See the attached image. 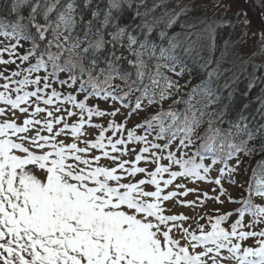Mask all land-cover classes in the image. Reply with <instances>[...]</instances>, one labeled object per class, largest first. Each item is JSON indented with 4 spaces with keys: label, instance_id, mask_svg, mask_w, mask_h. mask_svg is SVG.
I'll return each instance as SVG.
<instances>
[{
    "label": "snow or ice",
    "instance_id": "snow-or-ice-1",
    "mask_svg": "<svg viewBox=\"0 0 264 264\" xmlns=\"http://www.w3.org/2000/svg\"><path fill=\"white\" fill-rule=\"evenodd\" d=\"M163 3L167 0L131 14L125 8L132 7L129 0H107L103 9L99 3L93 8L92 0L82 6L77 0H11L7 15H0V36L8 41L0 47V64H16L12 71H0V117H5L0 121V264H264V228L254 230L264 224V123L249 118L251 101L235 103L232 82L226 80L222 88L216 82L222 75L218 62L186 99L164 109L173 90L187 87L180 83L186 57L177 51L180 33L161 30L153 39L154 28L165 16V29L172 28L191 8L185 4L179 12L173 8L149 20ZM198 23L197 39L213 41L216 27L231 24L208 18ZM260 36L264 40V32ZM126 65L135 70L134 78ZM117 78L126 90L112 83ZM260 81L264 77L253 76L241 95L247 98ZM225 89H231L228 103L217 108ZM80 93H86L83 99ZM260 93L257 112L264 119V88ZM92 96L108 108L89 106ZM17 111L25 117L20 122ZM141 113L147 115L127 128ZM94 117L109 119L106 125L93 124ZM85 125L99 130L93 140L83 138ZM253 141L258 144L250 147ZM129 144L141 145L132 161L123 159L136 151ZM241 153L262 158L240 182L243 195L236 201L221 181L237 183ZM141 162L155 165L154 170ZM217 165L219 175L212 179L209 173ZM178 180L215 184L219 194L209 196ZM188 194L196 199L177 202L192 210L209 199L222 204L221 196L242 207L228 228L222 224L232 212L165 214V202ZM254 197L261 203L254 204ZM246 213L252 217L247 224ZM193 218L199 234L184 227ZM199 219H207L210 230ZM249 238L255 247L243 246Z\"/></svg>",
    "mask_w": 264,
    "mask_h": 264
},
{
    "label": "trees",
    "instance_id": "trees-1",
    "mask_svg": "<svg viewBox=\"0 0 264 264\" xmlns=\"http://www.w3.org/2000/svg\"><path fill=\"white\" fill-rule=\"evenodd\" d=\"M43 2V0H41ZM67 0H61V3H66ZM178 0H167V3L161 4L160 7H157L154 12L151 13V15L148 17L149 20H152L153 18H160L163 16L165 11H168L170 9L175 8V11L179 12L180 8L183 7L184 0H179V6H177ZM83 0H77V4L82 6ZM97 3H99V7L103 9L106 6L107 0H92V7L95 8ZM129 3H131L132 7L130 9H127V5H125L126 10L134 14L137 10L140 12L145 11V7L151 8L153 4L160 3V0H145V3L142 5L140 3V0H129ZM11 7V0H0V15H7V12L4 11L5 8ZM191 11H189L186 15H181L177 21V23L170 29H165V25L167 24L168 17H164V19L155 26L154 33H153V39H157L158 33L161 30H167L168 35L172 36L174 33H180L179 37L175 41L179 44V48L177 51L181 52L185 57V71L182 78H180L181 85L187 84V87H182L180 92L177 93L173 90V95L169 97L167 100L164 101L163 107L165 110L168 109L169 105L172 104L174 100H179L181 98L186 99V93L195 85L199 84L201 80L207 79V72L210 71L212 68L217 67V62L219 63V71L222 74L218 81H216L221 88L223 87V84L225 81L232 82V87H235L237 89V92L235 94V103L237 104H243L248 101H251L250 107L248 109V112L251 113L249 116L250 119L253 117L255 118V121L257 123H264V119L261 118L260 114L257 112V109L260 107V100L256 99L258 96L261 95L260 89L264 88V81L257 82L256 86L251 90L247 98L243 97L241 95L242 92L246 90V86L249 83V81L253 78V76L256 77H264V61L259 62L256 59L253 60L252 56H249L248 53H240L236 51L235 44L236 42H232L230 45H227L230 30H231V24L224 23L221 26L216 27L215 33H214V41L211 37H208L206 39L198 40L196 33L200 30L202 25L198 23V18H203L202 15H200L198 18L195 17ZM88 18L90 17V12L88 13ZM229 21V20H227ZM140 21L137 20V23ZM188 24H196V28H188ZM181 25H185V27H181ZM191 33V35H189ZM0 40L3 41V43H0V47H3L4 44L8 43L7 40H5L2 36H0ZM24 47H27L25 44ZM191 47L192 51L186 52L184 49H188ZM19 51L23 53L24 48H20ZM248 54V55H247ZM4 59H8L7 54H4ZM209 61L211 63L209 64ZM19 63V61H17ZM261 66V67H254V66ZM103 67V65H101ZM129 71L133 72V78H134V69L130 68L129 66H125ZM16 68V64H14V67L12 70ZM11 70V71H12ZM98 71V70H97ZM44 73L41 72L40 75H43ZM95 75V73H94ZM66 74H61V79L65 78ZM87 77L85 76V79ZM101 83L99 84L100 88H104L105 85L102 83L103 76L100 78ZM147 82V81H145ZM114 85H120L121 88H125V85L119 78L112 81ZM79 84H77V87ZM53 87L60 90L58 84H54ZM231 89H225L223 90V96L224 99L221 101V104L217 105V108H220L223 106V104L228 103L227 94L228 91ZM63 91H69V89H63ZM73 92H75L74 89H72ZM86 93H80L78 96V99H83L85 97ZM104 102L102 98H97L95 96L90 97L86 103L91 107H96L98 103ZM119 107V105H116ZM179 109H182L184 106L182 104H178L176 106ZM101 108V107H100ZM104 109V108H101ZM157 109H150L151 111H155ZM123 111V109H122ZM147 115V113H141L138 118L133 120L132 125L129 127H133L135 124L140 123L143 118ZM119 117V115L117 116ZM121 121L123 120V116H121ZM77 119V118H76ZM75 119V120H76ZM96 118L94 117L93 120ZM74 120V121H75ZM117 120V119H116ZM118 121V120H117ZM99 123V122H96ZM94 123V124H96ZM102 124V123H99ZM104 125H106L103 122ZM202 127H207V125H203ZM202 130V129H201ZM98 129L96 133L93 136V139L98 134ZM143 129H139L138 133L142 132ZM106 135H111L110 132L106 133ZM92 139V140H93ZM151 139V137H149ZM252 144H258V141H253L250 143V147ZM141 145L139 144V149ZM138 149V151H139ZM137 151V153H138ZM136 153V154H137ZM135 158V156H134ZM241 158V166L238 175H235L238 177V183L240 187V182L247 180L252 175V169L256 167L257 162L261 160V155L259 154H253L252 156L244 155L243 153L240 154ZM134 160V159H133ZM207 162V161H206ZM167 163V161H166ZM234 163V161H233ZM218 168L219 165H217V170H214L209 173L210 178L215 179L218 175ZM245 169L247 171H245ZM234 176V177H235ZM247 187V184H245V188ZM151 188V187H149ZM240 191H237L236 193L233 192L231 197H233L236 201H239L243 195V189L241 187L239 188ZM254 204H260L261 200L259 197L253 198ZM232 208V213L235 214V210L242 207L241 203H230ZM245 216L247 217V221L249 222L252 217L250 214L246 213ZM236 215V219H237ZM228 227V226H224ZM260 227V225L258 226ZM210 230V226L205 230ZM247 246V245H244ZM256 246V243L253 247Z\"/></svg>",
    "mask_w": 264,
    "mask_h": 264
},
{
    "label": "rangeland",
    "instance_id": "rangeland-1",
    "mask_svg": "<svg viewBox=\"0 0 264 264\" xmlns=\"http://www.w3.org/2000/svg\"><path fill=\"white\" fill-rule=\"evenodd\" d=\"M184 4H188L191 8V12L196 15L195 17L198 18L200 15H202L203 18H208L211 20L216 21H227L229 20L231 22V30L229 34V39L227 42V45H230L232 42H236L235 47L236 51L240 53H248L249 56H252L253 60L256 59L259 62L264 61V40H261L260 34L264 32V0H184ZM219 5V6H217ZM247 20L248 23L245 24L244 21ZM247 54V55H248ZM14 67V64L10 65H4L0 64V71H4L5 68L8 69V71H11ZM5 75H7V72H5ZM0 83H3V81H0ZM0 106H3L0 104ZM41 107L44 105L41 104ZM97 106L101 108H108V104L104 102H100L97 104ZM16 115L19 117V120L17 122L22 121L25 117L22 116L18 111L16 112ZM42 114L37 115V119H40L43 117ZM140 115H133L131 119L127 122V128H129L133 123V120L138 118ZM5 117H0V121H2ZM8 119H11V113H9ZM76 117L72 118V121ZM109 118H96L93 120V124L96 122L106 124L107 120ZM118 121H121V116L116 117ZM133 128V127H131ZM86 135L83 137L87 140H92L94 134L96 133L97 129L93 127H89L85 125L84 129ZM67 142H71L70 140ZM81 147H83V144H80ZM128 147L135 148V152H129L127 155L123 157V159L132 161L134 159V156L136 155L139 144H129ZM139 152V151H138ZM93 155L97 154L96 152L92 153ZM103 164L108 165L110 164V161H101ZM162 163L166 164V161H162ZM141 167H148L149 170H154L155 165L148 164L145 165L143 162L140 163ZM137 179L141 178L140 175L136 177ZM234 180H236L235 185H230L227 180H222L221 183L225 188H227L229 194H232L233 192L240 191L239 183H238V177H233ZM127 182V181H124ZM176 183H186L188 188L198 187L202 192L206 191L208 192L209 196H215L219 194V188L212 183H205L203 181L199 182L198 184H193L190 181H182L178 180ZM213 189H216V191H213ZM146 190H153L152 188H148ZM168 190H172V187H170ZM203 199V197H201ZM196 197L192 194H188L187 196L178 197L174 200H171L169 202H165V208L168 209L166 211V215L171 214H178V213H184L185 215H188L189 217H196V214L203 216L205 213H207L208 216H215L217 214H224L229 213L231 211V204L227 197L221 196V199L223 200V203H218L214 200H206L204 201L203 206L197 207L195 210L189 209L187 207H182L177 201L178 200H185V201H191L195 200ZM217 210H219L217 212ZM236 220V215L233 213V215L226 220L222 226H228L230 227L231 223H233ZM244 223L247 224V217L244 216ZM199 224L204 225L206 230L210 223L207 219H199ZM191 227L192 230H195L197 234H199V228L197 226V219H189L184 223V227ZM227 227V228H228ZM260 228H264V224H260V227H256L254 230L259 231ZM254 246L255 245V239L249 238L243 242V246ZM201 248H197V251H201ZM226 264H234L232 261H227Z\"/></svg>",
    "mask_w": 264,
    "mask_h": 264
}]
</instances>
